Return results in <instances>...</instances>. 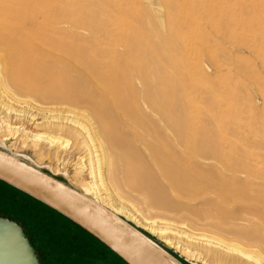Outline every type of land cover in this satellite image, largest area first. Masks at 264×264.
Masks as SVG:
<instances>
[{
	"label": "bare ground",
	"instance_id": "1",
	"mask_svg": "<svg viewBox=\"0 0 264 264\" xmlns=\"http://www.w3.org/2000/svg\"><path fill=\"white\" fill-rule=\"evenodd\" d=\"M80 1L0 0V75L4 86L6 80L44 98L81 105L88 121L83 124L66 114L58 121L59 117L51 118L50 111L51 116L46 117L38 105L32 106L33 110L17 109L1 102V141L20 136L22 146L35 147L40 141L56 151L65 149L70 139L26 128L60 122L68 134L80 140L71 146H82L72 148L77 156L71 166L82 194L95 203L115 215L122 212L113 203L111 189H127L148 207L189 208L191 201L199 200L203 207L196 209V214L213 225L223 226L230 219L243 221L244 226L233 228L234 235L258 248L264 258V181L254 184L250 173L243 171L246 188H241L234 149L210 130L192 124L190 101H175L170 66L189 48L160 60L154 42L137 39L142 31L109 28L113 24L108 15L111 9L127 14L128 9L118 1L83 0V6ZM163 1L176 40H183L178 34L196 29L200 16L228 11L222 0ZM242 45L250 56L263 58L253 39ZM184 75L186 87L193 89ZM94 133L100 138L98 144ZM125 216L136 219L128 213ZM140 227L192 259L191 251L168 238L167 227L158 228L155 221ZM130 230L162 256L155 243ZM0 247L6 264H37L21 229L1 218Z\"/></svg>",
	"mask_w": 264,
	"mask_h": 264
},
{
	"label": "rangeland",
	"instance_id": "2",
	"mask_svg": "<svg viewBox=\"0 0 264 264\" xmlns=\"http://www.w3.org/2000/svg\"><path fill=\"white\" fill-rule=\"evenodd\" d=\"M113 1H118L128 10L127 14H120L111 9L108 15L113 24L109 28L142 31L136 36L137 39L154 42L160 60L168 55L178 56L183 47L189 48V52L177 58L170 66L176 86V103L190 101L192 105L188 115L192 124L210 130L234 149L237 166L241 171V188H246L243 171L250 173V182L254 184L264 181L260 179H264V55L263 58L253 57L242 49V43L253 39L264 53V0H222V5L228 11L200 16L196 20V29L178 34L183 40L173 39L175 28L163 0ZM79 3L81 6L86 5L83 0ZM147 51L146 58L150 52ZM183 71L188 75L193 89L186 87L187 80H184L186 75ZM2 79L0 75V103L31 110L38 105L36 108L46 117L52 115L51 118L59 117L58 121H61L60 118L70 116L78 122L88 124L86 112L81 105L44 98L38 92L13 87L6 80L4 86ZM11 123L17 124V121L11 120ZM62 125L59 122L56 126L42 124L33 128L29 124L26 128L34 133L50 131V134L70 139L71 144L65 149L56 151L53 146L47 147L40 141L35 147L22 146L20 136H8L5 141L0 139V150L82 193L71 166L77 156L74 149L82 146L76 145L72 150L71 146L80 140H75ZM92 135H95L93 137L98 144L100 138L95 133ZM101 144L105 146L102 142ZM82 179L88 180L85 175ZM6 186L0 184V218L15 223L21 229L37 264H117L105 247L95 239L39 202ZM126 190H110L112 202L122 212L115 215L104 208L129 229L155 243L167 262L170 263L169 258L177 264H264L258 248L243 243L233 233V228L245 225L243 221L230 219L223 226L213 225L196 214V209L203 207L199 200L191 201L189 208L183 205L181 208L149 205L152 207L150 208L135 193ZM241 212L245 214V211ZM127 213L136 219L125 218ZM149 221H155L158 228L167 227L170 230L166 234L168 238H173V241L195 256L187 258L177 248L167 246L140 227Z\"/></svg>",
	"mask_w": 264,
	"mask_h": 264
},
{
	"label": "water",
	"instance_id": "3",
	"mask_svg": "<svg viewBox=\"0 0 264 264\" xmlns=\"http://www.w3.org/2000/svg\"><path fill=\"white\" fill-rule=\"evenodd\" d=\"M0 180L76 223L126 264H170L91 198L1 150ZM0 264H6L1 247Z\"/></svg>",
	"mask_w": 264,
	"mask_h": 264
},
{
	"label": "trees",
	"instance_id": "4",
	"mask_svg": "<svg viewBox=\"0 0 264 264\" xmlns=\"http://www.w3.org/2000/svg\"><path fill=\"white\" fill-rule=\"evenodd\" d=\"M0 182L6 184V185H8V186H10L11 188H14L13 186H11V185H9V184H7V183L1 181V180H0ZM14 189H15V190H18V189H16V188H14ZM18 191L21 192V193H23V194H25L26 196L32 198L31 196L27 195L26 193H24V192H22V191H20V190H18ZM32 199L35 200V201H37V202H39V203L42 204L43 206L49 208V209H50L51 211H53L55 214H58L59 216H61V217L64 218L65 220H67L68 222L72 223V224L75 225L77 228H79L80 230H82L85 234H87L89 237H92L93 239H95L98 243H100L102 246L105 247V249H106V250L112 255L113 259L116 260V263H117V264H126L122 259H120L116 254H114L110 249H108L104 244H102L100 241H98L96 238H94L91 234H89L87 231H85V230H84L83 228H81L79 225H77L76 223H74L73 221H71L70 219H68L67 217L61 215V214L58 213L57 211L53 210L52 208H50V207L46 206L45 204L41 203L40 201H38V200H36V199H34V198H32Z\"/></svg>",
	"mask_w": 264,
	"mask_h": 264
},
{
	"label": "crops",
	"instance_id": "5",
	"mask_svg": "<svg viewBox=\"0 0 264 264\" xmlns=\"http://www.w3.org/2000/svg\"><path fill=\"white\" fill-rule=\"evenodd\" d=\"M0 184L1 185H3V186H6V185H4V184H2L1 182H0ZM6 187H8V186H6ZM58 215V214H57ZM59 216V215H58ZM59 217H61V216H59ZM62 218V217H61ZM63 220H65L64 218H62ZM65 221H67V220H65ZM68 222V221H67ZM68 223H70V222H68ZM70 224H72V223H70ZM73 225V224H72Z\"/></svg>",
	"mask_w": 264,
	"mask_h": 264
}]
</instances>
